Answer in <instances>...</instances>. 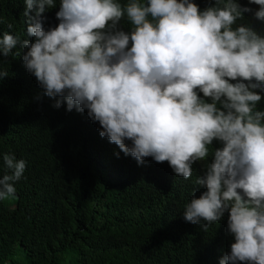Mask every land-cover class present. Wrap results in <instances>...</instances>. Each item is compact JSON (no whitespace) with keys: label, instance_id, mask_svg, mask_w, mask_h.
I'll use <instances>...</instances> for the list:
<instances>
[{"label":"clouds","instance_id":"9594fccd","mask_svg":"<svg viewBox=\"0 0 264 264\" xmlns=\"http://www.w3.org/2000/svg\"><path fill=\"white\" fill-rule=\"evenodd\" d=\"M24 4L25 39L3 33L0 56H20L19 45L55 108L87 111L138 165L151 157L193 179L183 218L226 236L219 264H264V35L250 21L264 24V0ZM3 162L0 201L14 198L26 170L14 154Z\"/></svg>","mask_w":264,"mask_h":264},{"label":"trees","instance_id":"16d2710c","mask_svg":"<svg viewBox=\"0 0 264 264\" xmlns=\"http://www.w3.org/2000/svg\"><path fill=\"white\" fill-rule=\"evenodd\" d=\"M24 10V0H0V36L25 39ZM57 11L45 26L58 24ZM250 21L264 35V24ZM121 26L130 29L126 19ZM16 51L0 56L8 74L0 79V177L9 171L3 154L25 160L26 170L14 198L0 201V264H219L230 252L226 236L183 218L195 181L151 157L138 165L99 135L87 111L55 108Z\"/></svg>","mask_w":264,"mask_h":264},{"label":"rangeland","instance_id":"374dc122","mask_svg":"<svg viewBox=\"0 0 264 264\" xmlns=\"http://www.w3.org/2000/svg\"><path fill=\"white\" fill-rule=\"evenodd\" d=\"M20 261H21V258L19 257V258H18V262H20Z\"/></svg>","mask_w":264,"mask_h":264}]
</instances>
